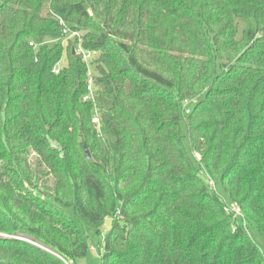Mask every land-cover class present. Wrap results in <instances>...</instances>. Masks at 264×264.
I'll return each mask as SVG.
<instances>
[{
    "label": "trees",
    "instance_id": "1",
    "mask_svg": "<svg viewBox=\"0 0 264 264\" xmlns=\"http://www.w3.org/2000/svg\"><path fill=\"white\" fill-rule=\"evenodd\" d=\"M216 185L264 237V0H0V264H264Z\"/></svg>",
    "mask_w": 264,
    "mask_h": 264
},
{
    "label": "rangeland",
    "instance_id": "2",
    "mask_svg": "<svg viewBox=\"0 0 264 264\" xmlns=\"http://www.w3.org/2000/svg\"><path fill=\"white\" fill-rule=\"evenodd\" d=\"M66 63V57L63 54L60 64L65 65ZM215 190L217 194L225 201L227 204L226 207L230 206L232 203L228 197V195L223 191V189L219 186H215ZM228 212V211H227ZM239 222L242 223V225L245 227L246 232L248 236L251 238V240L258 246V248L264 253V237H262L258 230L256 229L255 224L250 220H245L242 217H237ZM244 221V222H243ZM111 225V218L107 217L104 220V223L101 227L102 231H106L109 229ZM76 264H101V257H100V251L99 248L96 245H91L89 247L88 253L85 257H82L76 261Z\"/></svg>",
    "mask_w": 264,
    "mask_h": 264
},
{
    "label": "built area",
    "instance_id": "3",
    "mask_svg": "<svg viewBox=\"0 0 264 264\" xmlns=\"http://www.w3.org/2000/svg\"><path fill=\"white\" fill-rule=\"evenodd\" d=\"M63 33L66 36L64 39V43L67 41V39H73L74 37H79V34L77 32H69L67 28L63 29ZM29 45L31 47H33L34 49H37V47H38L37 44H35L34 42H29ZM72 51H74L75 54L80 56L81 60L83 62H86V63L91 59V57L93 55L92 51H90L88 49H84L81 46L79 40L76 44L73 45ZM54 71L57 72V70H54ZM86 90H87V93L83 97V100L93 101L94 100V98H93V87H92V80H91L90 72H88ZM92 123L95 126V128L98 131H100V118H99L98 111L96 109H95L94 115L92 117ZM209 184L211 187L214 188V184L212 181H210ZM226 211L230 212L233 215V218L242 217V212L236 203H232L230 206L226 207ZM65 264H73V263L71 261H69V262L65 261Z\"/></svg>",
    "mask_w": 264,
    "mask_h": 264
},
{
    "label": "water",
    "instance_id": "4",
    "mask_svg": "<svg viewBox=\"0 0 264 264\" xmlns=\"http://www.w3.org/2000/svg\"><path fill=\"white\" fill-rule=\"evenodd\" d=\"M73 53H74V51H73ZM84 153H85V155H86V158L89 159V154H88V151H87L86 148H84Z\"/></svg>",
    "mask_w": 264,
    "mask_h": 264
}]
</instances>
